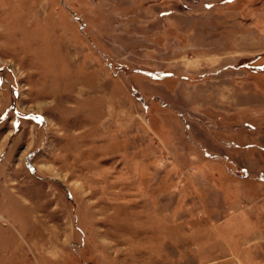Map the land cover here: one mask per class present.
Segmentation results:
<instances>
[{
  "label": "rangeland",
  "instance_id": "374dc122",
  "mask_svg": "<svg viewBox=\"0 0 264 264\" xmlns=\"http://www.w3.org/2000/svg\"><path fill=\"white\" fill-rule=\"evenodd\" d=\"M0 264H264V0H0Z\"/></svg>",
  "mask_w": 264,
  "mask_h": 264
}]
</instances>
